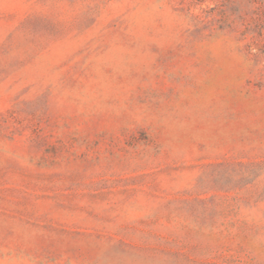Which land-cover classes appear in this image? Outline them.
I'll return each mask as SVG.
<instances>
[{
    "label": "rangeland",
    "instance_id": "obj_1",
    "mask_svg": "<svg viewBox=\"0 0 264 264\" xmlns=\"http://www.w3.org/2000/svg\"><path fill=\"white\" fill-rule=\"evenodd\" d=\"M0 264H264V0H0Z\"/></svg>",
    "mask_w": 264,
    "mask_h": 264
}]
</instances>
